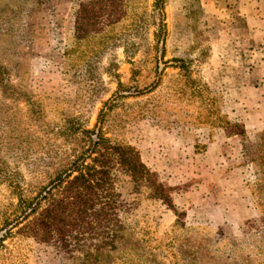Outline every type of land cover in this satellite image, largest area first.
<instances>
[{
    "label": "rangeland",
    "instance_id": "1",
    "mask_svg": "<svg viewBox=\"0 0 264 264\" xmlns=\"http://www.w3.org/2000/svg\"><path fill=\"white\" fill-rule=\"evenodd\" d=\"M163 1L0 0V264H264L225 22Z\"/></svg>",
    "mask_w": 264,
    "mask_h": 264
},
{
    "label": "crops",
    "instance_id": "2",
    "mask_svg": "<svg viewBox=\"0 0 264 264\" xmlns=\"http://www.w3.org/2000/svg\"><path fill=\"white\" fill-rule=\"evenodd\" d=\"M205 13L224 21L230 49L237 55L231 87L222 96L223 113L246 132L264 129V0H201ZM233 68V67H232ZM228 104V105H227Z\"/></svg>",
    "mask_w": 264,
    "mask_h": 264
},
{
    "label": "trees",
    "instance_id": "3",
    "mask_svg": "<svg viewBox=\"0 0 264 264\" xmlns=\"http://www.w3.org/2000/svg\"><path fill=\"white\" fill-rule=\"evenodd\" d=\"M163 3H164L163 0H156L155 9H161L162 10L163 9L162 8L163 7V5H162ZM141 16H142L141 13L137 14L136 11H135L133 16H131V19H129L130 22H133V24H130V25H133V30L134 31L136 30V26L137 25L139 26L138 23L141 22ZM121 21H126V18H123V20H118L116 23L111 24V26L108 28V30L104 32V33H114L113 34L114 36L113 35L107 36L106 37L107 40L110 39V38H113V40H115V39L119 38V36H122L123 33H127V24H119ZM108 45H109V43H107L105 45V47H107ZM222 116L226 119L227 123L233 124V123L230 122V120L227 119V116L225 114L222 115Z\"/></svg>",
    "mask_w": 264,
    "mask_h": 264
}]
</instances>
